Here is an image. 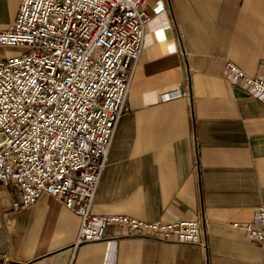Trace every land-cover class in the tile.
<instances>
[{
	"label": "crops",
	"instance_id": "0c3cea01",
	"mask_svg": "<svg viewBox=\"0 0 264 264\" xmlns=\"http://www.w3.org/2000/svg\"><path fill=\"white\" fill-rule=\"evenodd\" d=\"M20 1L0 0L1 28ZM146 10L92 212L198 219L200 240L113 228L75 247L80 220L62 201L42 194L13 208L3 191L0 264H263L262 247L241 225L264 206V98L230 79L226 63L262 75L264 0H147Z\"/></svg>",
	"mask_w": 264,
	"mask_h": 264
},
{
	"label": "built area",
	"instance_id": "2783aa9c",
	"mask_svg": "<svg viewBox=\"0 0 264 264\" xmlns=\"http://www.w3.org/2000/svg\"><path fill=\"white\" fill-rule=\"evenodd\" d=\"M147 0H21L0 27V197L12 207L48 194L80 220L74 246L130 234L198 242V219H139L92 212L113 135L127 109L132 71L150 18ZM226 75L264 98L262 75L231 61ZM234 225H239L235 222ZM264 254V206L241 225ZM264 264V261H263Z\"/></svg>",
	"mask_w": 264,
	"mask_h": 264
},
{
	"label": "rangeland",
	"instance_id": "374dc122",
	"mask_svg": "<svg viewBox=\"0 0 264 264\" xmlns=\"http://www.w3.org/2000/svg\"><path fill=\"white\" fill-rule=\"evenodd\" d=\"M3 48H4V46H0V49H3ZM20 51H21L20 48H15L13 51H1L0 50L1 53L4 52L7 56H10V55L17 53V52H20Z\"/></svg>",
	"mask_w": 264,
	"mask_h": 264
}]
</instances>
